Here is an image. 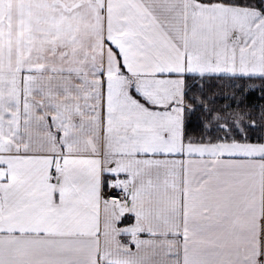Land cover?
Instances as JSON below:
<instances>
[{
  "label": "snow or ice",
  "instance_id": "1",
  "mask_svg": "<svg viewBox=\"0 0 264 264\" xmlns=\"http://www.w3.org/2000/svg\"><path fill=\"white\" fill-rule=\"evenodd\" d=\"M0 264H264V0H0Z\"/></svg>",
  "mask_w": 264,
  "mask_h": 264
},
{
  "label": "trees",
  "instance_id": "2",
  "mask_svg": "<svg viewBox=\"0 0 264 264\" xmlns=\"http://www.w3.org/2000/svg\"><path fill=\"white\" fill-rule=\"evenodd\" d=\"M253 99H256V94H253V97H252ZM221 102H223V101H221ZM257 103H259L260 101L257 99V101H256Z\"/></svg>",
  "mask_w": 264,
  "mask_h": 264
}]
</instances>
